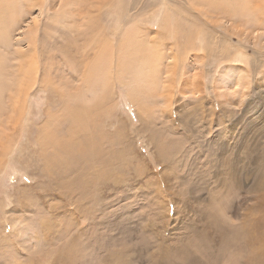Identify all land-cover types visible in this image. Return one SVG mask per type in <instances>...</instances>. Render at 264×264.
<instances>
[{"label":"rangeland","instance_id":"1","mask_svg":"<svg viewBox=\"0 0 264 264\" xmlns=\"http://www.w3.org/2000/svg\"><path fill=\"white\" fill-rule=\"evenodd\" d=\"M239 1L44 0L39 30L47 38H40L37 45H46L47 54L41 59L46 75L38 74L37 80L46 81L38 82L23 112L15 113L10 122H6V105L0 112V264H89L91 260L107 264L109 259L108 264H115L111 258L127 250L125 244L138 240L153 244V250L157 243L175 246L174 234L181 232L183 216L195 215L190 223L201 229L198 217L222 214L215 197L228 196L229 190L217 183L223 176L228 182L220 161L233 147L241 151L245 145H256L257 150L264 146V0ZM15 3L23 4L22 8L9 13V5L0 0V27L15 20V11L20 17L29 8L25 0ZM35 14L36 9H31L20 26ZM21 30L11 34L8 50L0 45L7 74L16 73L12 51ZM71 31L84 33L82 42H90L82 54L87 56L85 61L99 59L97 69H105L102 79L88 80L84 89L82 51L75 55V75L69 71L66 52L56 53L52 47L68 46L74 37ZM98 43L104 46L100 48L104 59L96 54ZM77 44L70 48H78ZM68 82L80 87L79 96L61 107L65 98L60 94H66L61 87ZM78 106L85 108L86 133L102 140L100 153L110 163L105 169L93 165L84 172V180L95 185L89 193L97 199L78 204L80 210L74 207L75 191L67 185L80 173L59 171L51 178L65 184L49 188L51 178L41 174L35 144L43 125L45 130L57 131L60 139L69 128L83 127L81 116L75 125L69 116ZM258 154L264 157V151ZM227 158L236 159L243 168L242 190L236 197L248 198L244 206L261 210L264 217V204L258 207L264 202V191L248 195L254 180L245 172V162L233 154ZM88 207L95 210L90 219ZM259 214L252 215L253 220ZM224 218L233 225L240 222L234 212ZM132 261L146 264L138 263L135 255Z\"/></svg>","mask_w":264,"mask_h":264},{"label":"bare ground","instance_id":"2","mask_svg":"<svg viewBox=\"0 0 264 264\" xmlns=\"http://www.w3.org/2000/svg\"><path fill=\"white\" fill-rule=\"evenodd\" d=\"M21 2H24V0H21ZM8 5H9V9H10L9 13H10L19 7L22 8L21 6L23 4L19 5L18 7V4L15 3V0H5V6H8ZM25 5L29 7L27 11L25 8L23 10L21 9L22 15L18 17V15H20L18 14L20 10L19 8L18 11H15L12 14L14 16H17L15 20H13L12 23H10V25H5L4 27H0L1 29L0 30V39H1L0 45L3 44L2 48H4L5 50H8L9 48L11 34L17 29L19 30V28L22 29L21 30L22 34H20V38L18 39V42H16V49L12 51V58L16 61V64H15L16 66L14 65L16 68L15 74H7L5 72L6 67H7V58L0 54V112H2L3 106L6 105V109L8 111L7 114L5 115L7 123L10 122L12 117L16 115L15 113H21V111L23 110L22 108H24L25 103L28 100L31 90L35 86H37L38 82L40 80L41 82L43 80L46 81V79L44 78L42 79L39 78L40 79L39 81L37 80L38 74H40V76L46 75V71L43 70V68H41V65L45 63V60L42 61L41 59L44 58L43 55L47 54V50L44 51L43 49L44 47H46V45L42 43L39 46L37 45L40 41V38L45 37L44 32H43L44 30L43 31L39 30L40 28L39 19L42 14V7L45 6L44 0H25ZM33 8L36 9V14H35L36 16H34L33 18L29 17V20H26L24 22V25L21 27L20 24L23 18L28 13H30L31 9ZM26 24H28L29 26ZM38 32L41 36L38 35ZM74 32L71 31V33L74 35L73 41L78 43L77 44L78 48H75V49H73V47L70 48L71 45H74L73 41L71 42L69 41L70 43L68 46L63 47L57 43V45L53 44L52 47L55 46L56 53H60L62 51L66 52L68 59H69V63H70L69 71L71 73L72 72L75 73V75H77V72H78L77 69L74 68L76 60H78V57H75V55L77 52H78L77 54L79 55V52L82 51V53H80L81 55L80 60L81 61L83 60V62L81 63L82 64L81 67L83 68L84 73L82 71L81 75H84L83 76L84 85H82V89H84L83 87H85V82H87L88 80L89 81H91L90 79L96 80L95 78L102 79V77L105 76L104 74L105 69L103 70L104 72L102 71V69H97L98 68L97 62L99 61V59L95 60L96 61L95 64H93L95 61L90 62V64H88V62L85 61L84 57H86L87 59V56L82 55V54L86 53L85 52L86 47L87 45H89L90 42L88 40L87 42L88 44L83 43L82 41L84 39L82 40V37L84 33L81 34L77 32L78 35H76V31ZM20 44H25L26 48L24 50L20 46H19L20 48H18V45ZM98 45H100L98 49L99 52L97 50L96 54L101 53L100 48L103 49L104 47V46L101 47L102 45L99 43ZM88 52H87V55H88ZM99 55H101V58H102V53ZM118 61H120L119 63H121V59H119ZM84 62L86 63L84 64ZM99 63L101 64L100 61ZM124 67L125 66L123 64V68ZM42 72L43 74L41 75ZM4 74L6 75V77L4 76ZM8 76H11V78L7 79ZM75 79L77 80L78 77L77 78L75 77ZM75 79H72V80H75ZM69 83L70 82L64 85L62 84L61 88L65 89L66 94L65 93L60 94V96L65 98V100L64 99L61 100V107H65L68 105L69 102H72V101H69L71 98L76 99V96H79L78 92H80V89H79L80 87L78 88V87L72 86ZM13 85H15V87ZM94 85L96 84H93V86ZM69 116L71 117V118L69 117L70 119L73 118L72 123L74 125H75V122L78 121L82 117L81 119L83 120L84 126L80 127L79 122H77L79 128H76V127L69 128L68 129L69 131L67 130L68 131L67 136L65 135L64 137H61L60 139L57 131H54L53 129H49V131L45 130L46 125H43L38 130V134L35 138V144L38 146L37 151L41 156L40 165H42L43 167L41 171V174L43 176H48V178H51V176L55 177L59 171L62 172L63 170L65 171L66 169H69L71 171V173H69L70 175L75 174L76 171L80 173L78 177L75 174L73 178L69 179L70 183H67V185L68 186L71 185L73 191H75L74 197L77 199L76 200L77 204H74L75 202H73V204L75 205L74 207L80 210V208L83 206L82 203L85 204L84 201L87 203H92L93 201L96 202L95 199H97L96 197H93L92 195H90L91 192L89 193L92 184H89L88 181L84 180V172L86 171V169H89L93 165H99L100 167L105 169L104 168L105 165H110V163H107V160H105L104 157L102 156L103 154L100 153V151L102 150L100 146L102 140L99 141L95 135L91 133L89 134L86 133L87 131L86 128H88V123H87V119H84V118H87L85 108L83 106L75 107L74 110H72L69 113ZM85 125H87L86 128H85ZM90 125H91L90 126V130H91L93 129V124H90ZM254 146L256 145H253V147H251V144L248 146L245 145L244 149L241 151L233 150L234 148L233 147L231 149L232 150L231 153L228 154V155L233 154V155L239 156L245 162L243 166L245 172L248 173L249 175H252L253 177L254 184L252 183V185L246 190V193L248 195L250 193H255L257 191H264V157H257L258 155H262V154H258V152L264 151V146H261L260 144L259 150H257ZM0 147H3V146L1 145ZM260 147H262V150L260 149ZM225 148L226 147H224V150L227 151L228 149L226 150ZM253 154H257V155L254 156ZM228 155L223 157V161L219 160L221 162L220 167L223 168L224 170L223 171L224 173H221V174L227 175L226 177H228V182L225 183L223 179L224 176H223L222 180L217 179L218 181L217 183L219 182L223 183L224 188L229 190V194L226 192V195L228 194V196H224L223 194L220 197H217V196L215 197L216 199L219 200L218 203H219L220 210L222 213L221 215H217L215 213L209 212L205 219L201 218V216L198 217L199 224L202 225L201 229H197L196 225H193L194 223H190L192 219L195 217V215L183 216L184 218H182V222L184 225L179 230H181V232L184 231L185 233L181 234V232L177 231L174 234V238L176 237V239L174 240L176 245L173 246L172 248L167 247L164 244L157 243L156 244L157 249L153 250L152 249L153 244L145 243V242H142V240L140 241L138 240V242H135L130 245L125 244L127 247V250L131 251V255L127 254V250H125V251L117 253L116 256H113L111 258V261L115 262V264H124V261L126 262V264H131L133 263L132 256L135 255L137 256L138 263L141 262V263H146V264H222V263H227V262L228 264H264V217L262 214H259L261 210L257 212V211H254L255 208L251 210L252 208L245 207L246 206L245 204L248 203V198L240 199L236 197L237 192H240L242 190L240 175H241L243 168L239 169L240 165L238 164L237 160L234 158H227ZM58 157H59V160L57 161ZM60 161H66V162L65 164H61ZM31 162H32V159L29 160L28 163H31ZM49 182H50L49 184L50 186H48L49 188H55V187L58 188L62 186L63 184H65L64 182H62V180L59 181L56 178H51ZM227 183L228 184L230 183V184L227 185ZM229 186H231L233 191ZM42 188H40L39 190H43ZM220 189L222 190V187H220ZM196 193H199V192H196ZM201 199L202 198L199 199V201H201L199 204L203 203ZM216 199H214V201H216ZM184 203L185 205L184 204L183 205L187 207L186 202ZM78 204L79 205L81 204L82 206L79 207ZM263 204L264 202L261 201L258 204V207H261ZM168 208L166 209V213L164 216L166 217V219H169L170 208L169 209ZM49 209L51 210L55 209V206L52 205L49 207ZM88 209L91 211V213H88L89 215L88 218L90 219L91 217L94 216L95 210L91 207H88ZM239 210L244 211L245 214L241 216V214L238 213ZM193 211L194 210H192V212ZM227 212H234L235 215L237 216V221L238 222L240 221V222L237 223V225H233L229 223L227 220H225L226 218H224V216L225 214H227ZM254 212H257L256 214H259L260 218L253 220L254 216L252 215H256V214H252ZM174 215L175 213H173V216ZM53 217L54 219H56L55 216ZM257 229H261L260 233H257ZM116 240L119 242L120 238L119 240L118 239ZM126 240L129 243H132L131 236L127 235ZM107 241L109 240H106V242ZM125 245H123L122 248H124ZM87 258H89V255ZM68 260H71V259H68ZM85 260H89V259H85ZM92 261L93 260H91V262L89 261V264L92 263ZM109 261L110 259L105 262H107L108 264Z\"/></svg>","mask_w":264,"mask_h":264}]
</instances>
